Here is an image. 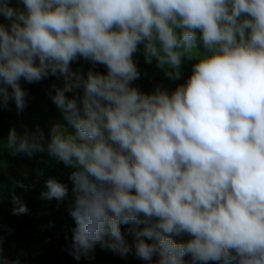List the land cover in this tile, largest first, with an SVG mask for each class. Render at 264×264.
I'll list each match as a JSON object with an SVG mask.
<instances>
[{"label": "clouds", "instance_id": "clouds-1", "mask_svg": "<svg viewBox=\"0 0 264 264\" xmlns=\"http://www.w3.org/2000/svg\"><path fill=\"white\" fill-rule=\"evenodd\" d=\"M17 2L0 0V109L27 107L21 80L62 77L48 95L72 130L13 128L0 146L73 169L69 255L91 259L99 245L145 264H264V0ZM141 45L169 79L194 59L187 81L132 86ZM81 58L106 73L73 70ZM45 186L43 198L69 196L54 178ZM10 196L12 214H27ZM0 264H21L2 242Z\"/></svg>", "mask_w": 264, "mask_h": 264}, {"label": "trees", "instance_id": "trees-1", "mask_svg": "<svg viewBox=\"0 0 264 264\" xmlns=\"http://www.w3.org/2000/svg\"><path fill=\"white\" fill-rule=\"evenodd\" d=\"M10 6L23 7L17 0H10ZM0 22L10 23L2 16H0ZM133 59L141 75L138 80L132 82V86L144 92H151L157 86L168 91L174 90L179 84L187 81L192 72V65L195 63L194 59H185L180 69V79L174 80L165 75V70L157 67L155 58L150 61L146 60L143 45L140 46V51L134 54ZM71 67L85 74L89 69L106 73L103 65H96L92 68V65L82 58L73 62ZM20 83L28 93L27 107L18 113L14 101L10 100L7 108L0 109V144L6 141L9 130L13 128L19 135L26 130L34 132L39 126L43 129L46 138L51 126L55 123L64 124L69 131L72 130L48 95L52 85L63 87L62 77L57 78L50 75L36 84H29L24 80ZM66 95L71 97L73 93H66ZM72 170L62 162L55 161L46 152H36L31 157L23 153L13 156L6 148L0 146V185H2L0 188V224L3 226L10 223L18 228L25 227L14 232L2 244L3 256L10 261L19 260L21 264H145L134 254L121 257L111 251L101 249L99 245L92 254L93 258H81L77 261L69 255L67 250L59 247V239L53 231L36 228L49 225L51 228L61 229L63 244L70 245L72 230L75 228V221L68 212L69 202L74 199L71 192L72 182L69 180ZM49 178H54L68 186L69 196L64 201L58 202L55 199L49 200L42 197V193L47 191L45 182ZM18 184H23L25 187H18ZM11 191H15L16 195L26 203L29 209L27 214H12ZM121 227L122 233L131 245L134 237L127 231L129 226L122 225ZM6 232L7 230L0 228V237H3ZM174 239L180 241L187 240L189 237L185 235L174 237ZM153 259L156 260V258ZM209 264H217V262L210 261Z\"/></svg>", "mask_w": 264, "mask_h": 264}, {"label": "water", "instance_id": "water-1", "mask_svg": "<svg viewBox=\"0 0 264 264\" xmlns=\"http://www.w3.org/2000/svg\"><path fill=\"white\" fill-rule=\"evenodd\" d=\"M0 227L3 228V229H5V230H7L6 234L3 237H0V242H2V244L4 242H6L11 237V235L14 232L19 231V230H22V229L25 228V227L24 228L23 227H19L18 228V227H15L14 225H12L10 223H6L3 226L0 224ZM36 228L37 229H43V230H51V231H53L56 234V236L58 237V239H59V247L62 250H66L68 248L69 245L67 246V245H64L63 244V237H62V231H61V229L51 228L49 225H41V226H38ZM129 254H132V253H129ZM153 258L158 259L157 256H154ZM184 259L186 261H189V262L191 261V258H189L187 256H185Z\"/></svg>", "mask_w": 264, "mask_h": 264}, {"label": "rangeland", "instance_id": "rangeland-1", "mask_svg": "<svg viewBox=\"0 0 264 264\" xmlns=\"http://www.w3.org/2000/svg\"><path fill=\"white\" fill-rule=\"evenodd\" d=\"M1 228V227H0Z\"/></svg>", "mask_w": 264, "mask_h": 264}]
</instances>
